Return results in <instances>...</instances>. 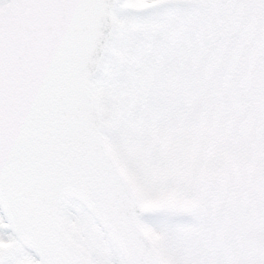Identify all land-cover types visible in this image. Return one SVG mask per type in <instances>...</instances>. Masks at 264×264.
<instances>
[{"label": "snow or ice", "instance_id": "obj_1", "mask_svg": "<svg viewBox=\"0 0 264 264\" xmlns=\"http://www.w3.org/2000/svg\"><path fill=\"white\" fill-rule=\"evenodd\" d=\"M0 264H264V0H0Z\"/></svg>", "mask_w": 264, "mask_h": 264}]
</instances>
